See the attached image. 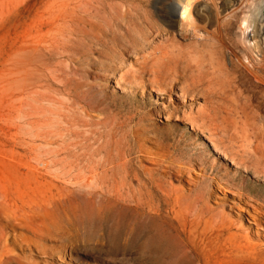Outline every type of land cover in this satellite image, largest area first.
Masks as SVG:
<instances>
[{"label": "rangeland", "instance_id": "rangeland-1", "mask_svg": "<svg viewBox=\"0 0 264 264\" xmlns=\"http://www.w3.org/2000/svg\"><path fill=\"white\" fill-rule=\"evenodd\" d=\"M95 1L85 24L78 0H0V264H264V147L146 53L201 41L184 5L219 0Z\"/></svg>", "mask_w": 264, "mask_h": 264}, {"label": "bare ground", "instance_id": "bare-ground-1", "mask_svg": "<svg viewBox=\"0 0 264 264\" xmlns=\"http://www.w3.org/2000/svg\"><path fill=\"white\" fill-rule=\"evenodd\" d=\"M246 1L248 0H219L217 3H210L205 7L206 14L201 19L197 16L198 12L186 2L184 7L189 12L187 18L196 21L197 30L194 33L197 37L201 36L202 40L188 42L185 39L177 41L170 38L168 42H160L146 53L152 59L154 72L161 74L166 67V76L172 80H180L186 76L185 81L193 85V90L202 88L207 94L205 117L208 121L215 122L217 126L228 122L235 131L242 134V140L248 148L258 154V148L264 147V129L257 125L259 119L264 122V95L260 97L258 91L252 88L255 81L264 77V45L255 43L256 37L257 40L264 39V25L260 22L262 25L244 26L247 21L243 22L244 16L239 18V8ZM259 6L263 11L259 15L262 19L264 4ZM77 10V22L86 24L100 11V6L95 0H78ZM237 19L238 22L240 20L238 31L235 30ZM62 20L66 23L75 22V17L64 15ZM172 20L177 23L176 19ZM55 22L56 20L53 23ZM53 23L43 36L55 40L59 36L75 32L74 26H70L66 29L58 28L54 33ZM241 28L245 32L240 33ZM259 157L264 159V154Z\"/></svg>", "mask_w": 264, "mask_h": 264}]
</instances>
